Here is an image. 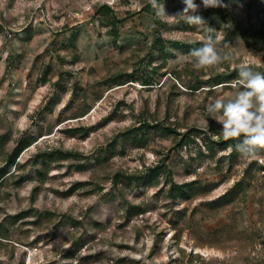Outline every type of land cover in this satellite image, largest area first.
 Here are the masks:
<instances>
[{
	"label": "rangeland",
	"instance_id": "obj_1",
	"mask_svg": "<svg viewBox=\"0 0 264 264\" xmlns=\"http://www.w3.org/2000/svg\"><path fill=\"white\" fill-rule=\"evenodd\" d=\"M160 2L158 25L149 0H0V168L23 138L36 140L0 183V264H264V152L243 159L221 145L207 111L234 94L235 65L264 73V52L236 29L263 32L264 0H195L211 33L174 17L183 0ZM105 4L118 36L96 13ZM208 35L234 65L193 69L188 53ZM197 78L205 87L188 89ZM167 127L203 132L179 145ZM118 173L148 176L119 191ZM192 181L190 197L169 195L172 182ZM239 182L246 199L227 203ZM130 204L145 211L127 222ZM85 218L86 233L70 221Z\"/></svg>",
	"mask_w": 264,
	"mask_h": 264
},
{
	"label": "clouds",
	"instance_id": "obj_2",
	"mask_svg": "<svg viewBox=\"0 0 264 264\" xmlns=\"http://www.w3.org/2000/svg\"><path fill=\"white\" fill-rule=\"evenodd\" d=\"M185 7L174 17L184 23L203 29L209 33L216 31L209 27L204 18L198 15L199 5L195 0H183ZM154 9L163 10L160 0H149ZM205 8L228 7L223 0H202ZM166 14V13H165ZM207 26V27H206ZM227 47V45H225ZM194 70L215 69L222 71L221 65L233 64L236 56L218 48V40L212 35L203 39L200 47L188 53ZM238 78L231 87L234 94L218 97L208 106L209 115L221 126V136L225 141L238 140L236 150L243 159H257L264 152V73L253 71L246 63L235 65Z\"/></svg>",
	"mask_w": 264,
	"mask_h": 264
},
{
	"label": "trees",
	"instance_id": "obj_3",
	"mask_svg": "<svg viewBox=\"0 0 264 264\" xmlns=\"http://www.w3.org/2000/svg\"><path fill=\"white\" fill-rule=\"evenodd\" d=\"M145 9H148L149 14H151L155 20L154 22H157L158 25L162 24V21L160 20V18L158 17V11L157 9H154L152 7V5L149 3L147 7H145ZM217 11V15L221 18H226L227 16V10H221L218 9ZM212 10H207L206 13L207 14H211ZM96 13L99 16H103V19H105L107 21V23H109L110 25H112L114 27V31L116 29V26L118 24V18L115 16V12L112 10L111 6L105 4L102 5L101 7L96 9ZM236 29L239 32V34L241 35L242 38H244L247 42V44L250 47H253L255 49H257L259 52L263 53L264 52V30L263 32L259 33V32H254L249 28L246 27L245 24L243 22H239L236 25ZM115 36H118L119 33L117 31L114 32ZM153 48L156 51H160V52H164L165 47L164 44L162 42V40H158L157 42L154 43ZM49 72V68L47 69V72H45L44 78L47 77V73ZM178 73V74H177ZM175 75L177 76V78H181V72H175ZM132 80L135 82V78L134 75L131 76ZM213 81L216 83V85L222 84V75H217L215 78H213ZM143 85L144 86H150L153 85V83H151L149 80H144L143 81ZM205 86H202V81L199 80V78H197L195 80V82L191 85H189L187 88L191 89L192 91H196V90H200L202 88H204ZM210 91V90H208ZM86 114V113H85ZM80 117V116H79ZM142 122V121H141ZM140 122V123H141ZM167 131L169 133H174L176 134L177 137L180 138V140H178V144L182 145L184 142H189L191 139V134L194 132H198V133H202L203 130H197V128H193L191 130H189L188 132H185L184 134L173 130L171 127H167L166 128ZM211 146L210 149H213L215 147V145H217L218 143H216L212 138H208ZM36 140H34L33 142H31V139L29 137H25L23 138L20 143L13 149V151L11 152V154L8 155L7 158V164L4 168H0V183H3L6 179V177L8 176V174H10V172H7L8 166L9 165H16L17 164V159L20 157V155L25 151V149H27L31 144L35 143ZM221 145L223 146H227V145H231L234 150H236V144L239 143L238 140H228L225 141L223 138H221ZM164 165V164H163ZM149 171L151 172L150 175H154V174H159L160 172H162V166L158 165L155 168H150ZM247 173H249V171H247ZM148 174V173H147ZM146 174V175H147ZM146 175L144 176H132V175H128V174H121L118 173L115 175L114 177V186L118 188L119 191H123V189L125 187H130L131 185H135L138 184L142 181L141 179L144 177H146ZM148 176V175H147ZM150 183V182H149ZM200 187V183L197 181H192V182H186V183H182V184H178L176 182H172V186L169 190V195L173 198V199H177V197H190V193L192 191V189L195 187V185H197ZM122 186V187H119ZM243 187L242 183H237L235 184V187H233L231 190H229V192L227 193V203H234L236 202L237 198L240 199V197H243V199H246V195L243 193V195L241 196V188ZM237 191V193H235ZM108 194H105L103 196V200H107ZM237 195V196H236ZM242 201V200H241ZM213 203L210 202L208 205H212ZM92 210L90 209V212ZM145 210L143 209L142 206L140 205H129V207L126 210L127 216H126V221L130 222L134 219L135 215L137 214H143ZM181 214H184V210H179ZM70 221H73V223L78 227V226H83L84 228V233L87 232L88 229V224H86V218L85 220L82 222L81 220H77V219H71ZM256 237H263L264 238V230L263 229H259L256 233H255ZM84 237L81 236V240ZM85 242V241H84ZM264 243V240H263Z\"/></svg>",
	"mask_w": 264,
	"mask_h": 264
}]
</instances>
